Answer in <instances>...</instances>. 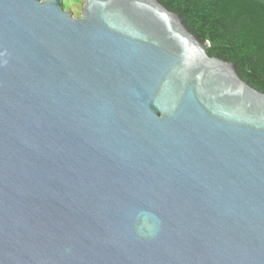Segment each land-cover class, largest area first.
<instances>
[{
    "label": "water",
    "instance_id": "water-1",
    "mask_svg": "<svg viewBox=\"0 0 264 264\" xmlns=\"http://www.w3.org/2000/svg\"><path fill=\"white\" fill-rule=\"evenodd\" d=\"M0 0V264H264V93L160 0Z\"/></svg>",
    "mask_w": 264,
    "mask_h": 264
},
{
    "label": "trees",
    "instance_id": "trees-1",
    "mask_svg": "<svg viewBox=\"0 0 264 264\" xmlns=\"http://www.w3.org/2000/svg\"><path fill=\"white\" fill-rule=\"evenodd\" d=\"M178 11L209 56L237 65L241 78L264 93V0H160ZM63 9H68L63 1ZM76 12V11H74Z\"/></svg>",
    "mask_w": 264,
    "mask_h": 264
},
{
    "label": "rangeland",
    "instance_id": "rangeland-1",
    "mask_svg": "<svg viewBox=\"0 0 264 264\" xmlns=\"http://www.w3.org/2000/svg\"><path fill=\"white\" fill-rule=\"evenodd\" d=\"M65 3H67L69 10L74 13L75 16H79L82 5H83V0H63ZM76 11V12H74Z\"/></svg>",
    "mask_w": 264,
    "mask_h": 264
}]
</instances>
